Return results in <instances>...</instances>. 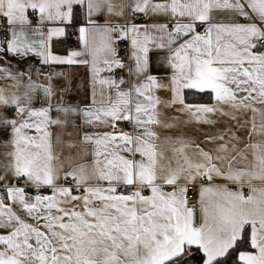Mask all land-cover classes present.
Listing matches in <instances>:
<instances>
[{
    "label": "snow or ice",
    "instance_id": "6c2138e0",
    "mask_svg": "<svg viewBox=\"0 0 264 264\" xmlns=\"http://www.w3.org/2000/svg\"><path fill=\"white\" fill-rule=\"evenodd\" d=\"M77 8L82 49L56 55ZM0 31V264H187L193 246L201 264H264V141H251L264 137V0H0ZM122 40L129 79L102 76L125 67ZM8 55L89 65L88 103L53 109L51 77L13 71Z\"/></svg>",
    "mask_w": 264,
    "mask_h": 264
},
{
    "label": "crops",
    "instance_id": "0c3cea01",
    "mask_svg": "<svg viewBox=\"0 0 264 264\" xmlns=\"http://www.w3.org/2000/svg\"><path fill=\"white\" fill-rule=\"evenodd\" d=\"M119 2V0H117ZM79 15L78 20L73 21V24L71 26L66 27L65 35L63 37H59L56 39L65 38L68 37V43H69V49L66 53H57L54 52V54L59 56H67L71 51L74 50H81L82 44L79 39V32L78 29L80 26L85 25L87 23L85 19V13L83 9H79ZM33 23L35 24L36 20L35 17H32ZM97 21L98 24H104V22L109 19L107 14L103 15H97L93 17ZM135 23L141 24L146 23L147 21H133ZM53 26V25H49ZM55 40V39H54ZM125 43L129 49L130 45L128 41H119L117 44V47L120 43ZM165 50L163 49H153L150 52V71L155 75H163L164 72L167 71L166 68L162 67V61H163V53ZM3 54H0L2 56ZM120 55V54H119ZM124 63L125 67L123 69H116L113 73L104 72L101 75L102 76H108V75H114L116 78L124 77L125 80H128V67L130 66L129 58H123L120 56ZM7 61L11 64L13 71H22V72H32L33 78L41 85H47L49 83V77H51V83L55 88V95L51 98L49 101L55 109L56 106H58L61 103H71L73 105L76 104H86L88 103V96L90 92L89 84H90V66L89 65H83V64H73V65H67V64H49V65H43L40 62V59L34 55H30L27 58H16L11 55L7 56ZM3 60H0V63H3ZM58 73H63V75H57ZM26 82V81H25ZM7 83L5 81H0V87H5ZM124 87H127V84L124 85ZM61 89H65L66 91H61ZM211 97L210 102H192V103H202V104H212L214 103V100L212 98V95L210 93H207ZM33 104L35 107H43L47 106L45 97L43 92L36 94L33 96ZM5 115L9 117H15V111L11 112H4ZM52 116L55 118L56 113L53 111ZM251 113H248V117H251ZM260 116L257 114L256 121L257 124L260 123ZM229 124H232V121H228ZM120 127L124 128L127 131H132V128L130 125L121 123L119 125ZM216 127L223 129L225 127L224 123L218 124ZM199 129V130H198ZM215 129L210 128L207 125H191L189 126L186 131L189 132L190 135L194 137H199L200 139H203L201 136V131L207 132V131H213ZM233 130L235 131V128L233 127ZM53 133L55 134L58 129L53 126L52 128ZM238 135H241L242 137H245V142H248L246 139V131L239 132ZM252 142H260L264 141V137H261L259 135L253 136L251 138ZM4 133H0V149H2V146L4 145ZM217 184H224L225 181L223 180H217ZM228 187L235 191L237 190L238 186L234 184H228ZM245 194L248 193L247 187L243 189ZM197 198L199 202V185H197ZM194 247V246H193Z\"/></svg>",
    "mask_w": 264,
    "mask_h": 264
},
{
    "label": "trees",
    "instance_id": "16d2710c",
    "mask_svg": "<svg viewBox=\"0 0 264 264\" xmlns=\"http://www.w3.org/2000/svg\"><path fill=\"white\" fill-rule=\"evenodd\" d=\"M79 10L74 9V22L78 20ZM69 49V43H68V37L61 39H55L52 42V50L57 53H66ZM186 100L189 103L192 102H210L211 97L207 93H199V94H193V92L189 91L186 94ZM200 255L201 253H198L195 247H193L192 252L189 254L187 259V264H201L200 262ZM230 264H236V261H231Z\"/></svg>",
    "mask_w": 264,
    "mask_h": 264
},
{
    "label": "built area",
    "instance_id": "2783aa9c",
    "mask_svg": "<svg viewBox=\"0 0 264 264\" xmlns=\"http://www.w3.org/2000/svg\"><path fill=\"white\" fill-rule=\"evenodd\" d=\"M144 18H137L135 21H144ZM3 36V32L0 31V37ZM119 54L120 56H122L123 58H127L128 57V53H129V49L127 47V45L125 43H120L118 46ZM188 199H189V207H195L197 209L196 211V223L197 225H199L200 223V212H199V202H198V198H197V187L195 189H192L189 191L188 194Z\"/></svg>",
    "mask_w": 264,
    "mask_h": 264
}]
</instances>
